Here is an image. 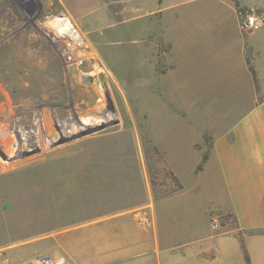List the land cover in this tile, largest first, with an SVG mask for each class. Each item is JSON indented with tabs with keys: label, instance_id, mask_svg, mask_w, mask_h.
Segmentation results:
<instances>
[{
	"label": "crops",
	"instance_id": "0c3cea01",
	"mask_svg": "<svg viewBox=\"0 0 264 264\" xmlns=\"http://www.w3.org/2000/svg\"><path fill=\"white\" fill-rule=\"evenodd\" d=\"M64 2L109 83L155 94L146 116L183 189L136 208L130 229L85 264H264V23L245 39L231 0ZM210 208L234 217L223 234Z\"/></svg>",
	"mask_w": 264,
	"mask_h": 264
},
{
	"label": "rangeland",
	"instance_id": "374dc122",
	"mask_svg": "<svg viewBox=\"0 0 264 264\" xmlns=\"http://www.w3.org/2000/svg\"><path fill=\"white\" fill-rule=\"evenodd\" d=\"M237 1L254 12L247 32L264 23V0ZM68 15L64 0H0V264H85L130 229L136 208L183 191L146 116L155 94L112 86ZM65 18L78 39L57 34ZM21 41L36 48L18 49ZM98 73L111 99L81 80ZM86 120L101 121L83 131ZM110 205L119 211L100 215ZM219 211L210 208L209 223Z\"/></svg>",
	"mask_w": 264,
	"mask_h": 264
},
{
	"label": "trees",
	"instance_id": "16d2710c",
	"mask_svg": "<svg viewBox=\"0 0 264 264\" xmlns=\"http://www.w3.org/2000/svg\"><path fill=\"white\" fill-rule=\"evenodd\" d=\"M114 1H122V0H114ZM234 3H235V7H236V10H237L238 16H239L240 21H241V24L245 25L248 22L249 16L253 15L254 12H253L252 9L247 8L245 6H242L240 4V2L237 1V0H235ZM250 33H251V31H249L246 34H244L245 39L248 38V35ZM251 53H252V49L247 45V57H246L247 65H248L249 71H250V73H251L256 85H258L259 81H258L257 73H256V70H255V66L253 64V57H252ZM210 139L211 138L208 135H205L204 140H205L206 144L210 141ZM207 160H208V153L203 155L202 162L197 168L198 172L203 169V166H204V164L206 163ZM137 205L138 204H133L130 207L137 206ZM108 207H109V210L108 211L107 210L104 211L100 215L112 214V213H116L117 211H119V208H117V206H115V205H110Z\"/></svg>",
	"mask_w": 264,
	"mask_h": 264
},
{
	"label": "bare ground",
	"instance_id": "6f19581e",
	"mask_svg": "<svg viewBox=\"0 0 264 264\" xmlns=\"http://www.w3.org/2000/svg\"><path fill=\"white\" fill-rule=\"evenodd\" d=\"M57 28H58V30H57V34H62L63 33V31L64 32H66V31H69V37H73V38H76V39H78V33L76 32V31H74V30H72L73 29V25H71V23L65 18V20L64 19H60V20H56V22H54L53 23ZM47 27V26H46ZM53 28V27H52ZM31 34V33H30ZM80 37V36H79ZM53 38V37H52ZM106 40V39H105ZM82 41V40H81ZM108 41V40H107ZM33 42V41H32ZM107 43V42H106ZM19 48L18 49H21V48H24V47H28V48H36V46H35V44L33 45L30 41L29 42H26V41H21L20 43H19ZM117 46V45H116ZM28 55V52H24V53H22V52H20V56L21 55ZM55 110V109H54ZM40 112V111H39ZM112 114V113H111ZM104 115H106V117L105 118H107L108 117V115H107V113L105 112L104 113ZM97 118V117H96ZM110 118H113V115H110ZM98 119V118H97ZM69 121V120H68ZM87 122H84V124H83V126H82V128H81V130H86V129H88V128H91V126H92V124L93 123H97V121H101V120H95V121H89V120H86ZM74 123V122H73ZM109 123V120L108 119H106V120H104L103 122H101L100 124H98V125H106V124H108ZM72 125V124H71ZM70 125V126H71ZM85 127V128H84ZM93 127V126H92ZM95 127V126H94Z\"/></svg>",
	"mask_w": 264,
	"mask_h": 264
},
{
	"label": "built area",
	"instance_id": "2783aa9c",
	"mask_svg": "<svg viewBox=\"0 0 264 264\" xmlns=\"http://www.w3.org/2000/svg\"><path fill=\"white\" fill-rule=\"evenodd\" d=\"M242 29L247 33L252 29L248 24L243 25ZM234 217L226 212L219 211L211 215L210 226L215 234H223L226 227H230L234 223Z\"/></svg>",
	"mask_w": 264,
	"mask_h": 264
},
{
	"label": "water",
	"instance_id": "95a60500",
	"mask_svg": "<svg viewBox=\"0 0 264 264\" xmlns=\"http://www.w3.org/2000/svg\"><path fill=\"white\" fill-rule=\"evenodd\" d=\"M81 80L83 82H86V83H89V84L97 83L98 85H100L106 91V94H107L108 99H111L110 98V94H109L107 80H106V77H105V74L104 73H98L96 75H94V74H83L81 76ZM117 123H119V120H117ZM65 141L66 140L64 139L61 142L52 143L51 144V147H55L58 144H61V143L65 142ZM39 151H40V149L39 148H36L35 150H32V151L28 152L25 155V157L32 156V155L36 154Z\"/></svg>",
	"mask_w": 264,
	"mask_h": 264
}]
</instances>
